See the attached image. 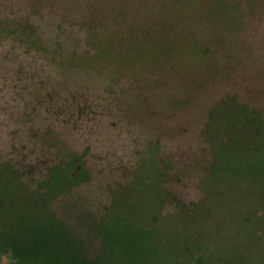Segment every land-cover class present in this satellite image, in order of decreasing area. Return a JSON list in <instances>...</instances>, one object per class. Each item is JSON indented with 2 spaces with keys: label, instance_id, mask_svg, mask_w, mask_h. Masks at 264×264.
<instances>
[{
  "label": "rangeland",
  "instance_id": "374dc122",
  "mask_svg": "<svg viewBox=\"0 0 264 264\" xmlns=\"http://www.w3.org/2000/svg\"><path fill=\"white\" fill-rule=\"evenodd\" d=\"M91 18L97 31L115 19L136 44L157 36L149 61L119 72L72 60L92 54L82 24ZM236 104L264 110V0H0V161L39 195L71 164V186L28 207L49 205L78 236L77 219L82 229L98 222L111 198L144 219L159 194L142 176L152 168L164 198L147 228L177 229L202 259L222 246L219 264H242L232 257L244 241L263 242L264 210L252 194L249 224L236 213L245 194L208 170L211 121L225 122ZM17 254L0 252V264H43Z\"/></svg>",
  "mask_w": 264,
  "mask_h": 264
},
{
  "label": "trees",
  "instance_id": "16d2710c",
  "mask_svg": "<svg viewBox=\"0 0 264 264\" xmlns=\"http://www.w3.org/2000/svg\"><path fill=\"white\" fill-rule=\"evenodd\" d=\"M110 21L114 23L113 28L97 31L99 24L96 25L92 18L85 19L82 24L88 29L86 45L92 54L72 53L71 59L81 60L86 66L103 61L119 72H124L125 69L131 71L138 60L139 63L148 62L149 52L146 50H152L158 37L147 36L145 41L136 44L132 29L127 28L125 32H121L115 19ZM140 45L145 47L140 50ZM251 106L236 104L235 110L223 123L213 118V162L208 167L212 175L216 174V183L226 184V191L230 189L245 194L241 205L248 206L237 209L236 213L241 218L249 213V224L254 213L252 206L258 204L264 210V110L252 104ZM72 167L68 164L61 168L59 180L52 179L45 186L46 191L39 195V191L27 190V183L22 181L19 171L10 163L0 161V252L7 255L18 253L20 260L22 256L34 253L43 264H219L221 261L222 246L217 248V255L211 254V259H202L193 247L197 243L188 244L192 239L186 238L177 229L170 231L169 228H164L156 231V227L151 230L147 228L152 211L157 209L164 198L160 180L149 176L152 168L142 176L146 184L150 183V186L159 190V194L155 202L145 203L144 219H140L143 216H131L127 209L115 204L116 198H111L98 222L93 216L90 225L82 229L77 219V226L81 230V236H78L75 229L58 219L47 205L56 195L71 186L70 183L74 180ZM139 178H135L132 184ZM127 187L128 185L121 188ZM252 194H256L255 205L250 202ZM42 195L48 197L46 208L44 205L43 210L28 207V203L34 202L32 196L38 199L36 203L41 204L38 197ZM189 214H193V211ZM253 219L255 220L254 217ZM243 222L246 223V219ZM263 224L264 211L258 221L259 226ZM251 232L255 235L253 229ZM86 234L99 239H83ZM166 237L173 239H162ZM231 237L236 238V235H230V239ZM261 238L264 236L260 235L259 239L263 242L259 244L242 242L238 255L235 254L232 261L264 264V239ZM225 240L218 241L222 243ZM9 264L21 263L10 260Z\"/></svg>",
  "mask_w": 264,
  "mask_h": 264
}]
</instances>
